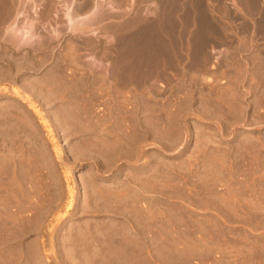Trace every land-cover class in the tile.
<instances>
[{
  "label": "rangeland",
  "instance_id": "1",
  "mask_svg": "<svg viewBox=\"0 0 264 264\" xmlns=\"http://www.w3.org/2000/svg\"><path fill=\"white\" fill-rule=\"evenodd\" d=\"M102 2L0 0V264H264V0Z\"/></svg>",
  "mask_w": 264,
  "mask_h": 264
},
{
  "label": "bare ground",
  "instance_id": "2",
  "mask_svg": "<svg viewBox=\"0 0 264 264\" xmlns=\"http://www.w3.org/2000/svg\"><path fill=\"white\" fill-rule=\"evenodd\" d=\"M72 1L74 0H62V2H64L63 6L65 7L64 8V13H63V17H64V20H65V26L66 28H68L71 32L73 31L74 33L75 32H80V30L84 27L86 28L87 26H91V25H94L98 22L99 18L102 16V14L104 12H106V9H109L110 6H108L105 1L102 2V1H99V3H93V6L91 7V9H89V13L87 16H81V15H78V13L80 11H82V9H84V4L83 5H79L78 4V8L75 7V9H72L71 8V4L73 3ZM77 1V0H76ZM102 2V3H101ZM109 7V8H106ZM2 10V9H1ZM17 13V12H16ZM108 13V12H107ZM18 14H16L17 16ZM6 17V16H5ZM3 17V18H5ZM103 17V16H102ZM102 19V18H101ZM63 25V24H62ZM95 26V25H94ZM63 27V26H62ZM92 27V26H91ZM58 29V28H57ZM67 29V30H68ZM50 30V29H49ZM87 31V30H86ZM51 32V37H53V39H57V37L59 36V33L57 32L56 30V27L54 28H51L50 30ZM10 38L11 40L13 41V43H15L16 47H21V46H24V47H30V49L32 47H35L37 46L36 45V42L37 40H35V37L37 36V32H36V29H35V26L33 23H30V24H22L20 26L16 25V27L14 28L11 27L10 31ZM77 34V33H76ZM80 34V33H79ZM78 34V36H79ZM83 34V33H82ZM141 34V33H140ZM81 35V34H80ZM136 35V34H135ZM61 36V35H60ZM75 36V35H74ZM73 36V37H74ZM77 36V37H78ZM132 36V35H131ZM48 37V36H47ZM50 37V36H49ZM76 37V38H77ZM136 37V36H135ZM40 38V37H38ZM60 38V37H59ZM140 38V37H139ZM52 39V40H53ZM79 39V38H78ZM42 40V39H41ZM40 40V41H41ZM130 40V39H129ZM144 40V39H143ZM136 41V40H135ZM44 42V41H43ZM133 42V41H132ZM35 43V44H34ZM77 43V42H76ZM73 44V43H72ZM74 45V44H73ZM79 46H77L76 48H78ZM74 48V47H73ZM92 59V58H91ZM90 59V60H91ZM94 62V61H93ZM93 62L91 64H93ZM97 65V64H96ZM89 68V67H88ZM92 70V69H91ZM118 70V69H117ZM108 71V70H107ZM96 72V71H95ZM104 76V75H103Z\"/></svg>",
  "mask_w": 264,
  "mask_h": 264
},
{
  "label": "crops",
  "instance_id": "3",
  "mask_svg": "<svg viewBox=\"0 0 264 264\" xmlns=\"http://www.w3.org/2000/svg\"><path fill=\"white\" fill-rule=\"evenodd\" d=\"M189 252L193 258H197V260H195L197 262L194 264H234L228 256L235 254L247 257L244 264H257L258 261L255 260V257L260 256L261 250L259 246L255 247L254 242H251V244L244 249L224 248V246L218 245H197L189 247ZM173 264H184V261L178 260Z\"/></svg>",
  "mask_w": 264,
  "mask_h": 264
},
{
  "label": "flooded vegetation",
  "instance_id": "4",
  "mask_svg": "<svg viewBox=\"0 0 264 264\" xmlns=\"http://www.w3.org/2000/svg\"><path fill=\"white\" fill-rule=\"evenodd\" d=\"M79 5H82V4H79ZM83 10V9H82ZM77 35V34H76ZM77 46V45H76Z\"/></svg>",
  "mask_w": 264,
  "mask_h": 264
}]
</instances>
